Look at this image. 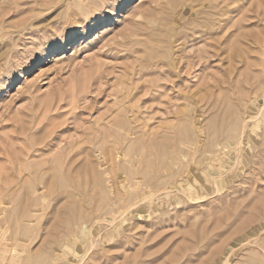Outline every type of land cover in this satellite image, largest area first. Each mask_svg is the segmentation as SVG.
<instances>
[{
  "label": "rangeland",
  "instance_id": "obj_1",
  "mask_svg": "<svg viewBox=\"0 0 264 264\" xmlns=\"http://www.w3.org/2000/svg\"><path fill=\"white\" fill-rule=\"evenodd\" d=\"M255 2L0 0V264H264Z\"/></svg>",
  "mask_w": 264,
  "mask_h": 264
},
{
  "label": "bare ground",
  "instance_id": "obj_2",
  "mask_svg": "<svg viewBox=\"0 0 264 264\" xmlns=\"http://www.w3.org/2000/svg\"><path fill=\"white\" fill-rule=\"evenodd\" d=\"M125 1H128V0H124V2H125ZM203 1H206L207 3H211V2H212V0H203ZM214 1H216V0H214ZM223 1H225V0H222V2H223ZM229 1H232V0H229ZM236 2H237V1H236ZM261 2H262V0H257V2H255V3H256L257 5H258V4L261 5V4H262ZM199 3H200V2H199ZM219 3H221V2H219ZM228 3H230V2H228ZM255 3H254V4H255ZM171 5H172V4H171ZM199 5H200V4H199ZM199 5H198V6H199ZM196 6H197V5H196ZM255 6H256V5H255ZM194 7H195V6H193V8H194ZM217 7H218V6H217ZM256 7H257V6H256ZM259 7H260V6H259ZM215 8H216V7H215ZM236 9H237V8H236ZM168 10H169V9H168ZM239 11H240V10H239ZM237 12H238V11H237ZM190 14H192V13H190ZM217 14H219V13H217ZM220 15H221V14H220ZM224 19H225V18H224ZM216 20H217V19H216ZM218 21H221V20H218ZM164 23H165V22H164ZM166 24H167V22H166ZM215 24H217V23H215ZM220 24H221V23H220ZM209 25H210V24H209ZM236 25H237V22H236ZM240 26H241V25H240ZM219 27H220V26H219V23H218V27H217V28H219ZM187 28H188V27H187ZM85 29H86V28H85ZM238 29H240V28H238ZM176 31H177V30H176ZM231 31H234V30H231ZM231 31H230V32H231ZM182 32H183V31H182ZM194 32H196V31H194ZM197 32H198V31H197ZM219 32H221V31H219ZM219 32H217V33H219ZM205 33H206V32H205ZM217 33H216V35H217ZM244 33H245V32H244ZM244 33H243V34H244ZM245 34H246V33H245ZM158 35H159V34H158ZM173 35H174V34H173ZM202 35H203V34H202ZM202 35H200V36H202ZM206 35H207V34H206ZM212 35H213V34H212ZM214 35H215V34H214ZM216 35H215V36H216ZM218 35H219V34H218ZM147 36H148V35H147ZM182 36H183V35H182ZM203 36H205V35H203ZM220 36H221V35H220ZM190 37H191V36H190ZM195 37H196V36H195ZM242 37H243V36H242ZM196 38L198 39V37H196ZM178 39H179V38H178ZM199 39H200V38H199ZM207 39H208V38H207ZM243 39H244V38H242V40H243ZM74 40H75V39H74ZM80 40H81V39H80ZM232 40H233V39H232ZM242 43H243V42H242ZM228 44H229V43H228ZM233 44H235V43H233ZM145 46H146V45H145ZM230 46H231V45H229V48H230ZM240 46H241V45H240ZM155 47H156V46H155ZM233 47H234V45H233ZM241 47H242V46H241ZM241 47H240V48H241ZM249 47H250V45H249ZM249 47H248V48H249ZM242 49H243V48H242ZM141 50H142V49H141ZM230 50H232V49H230ZM236 50H237V48H236ZM240 50H241V49H240ZM229 52H230V51H229ZM231 52H232V51H231ZM231 52H230V53H231ZM235 52H236V51H235ZM243 52H244V51H243ZM244 53H245V52H244ZM245 54H246V53H245ZM234 56H235V54H231V55H230L231 58H233ZM230 57H229V58H230ZM228 61H229V60H228ZM232 61H233V60H232ZM232 61H231V62H232ZM235 61H236V60H235ZM115 133H116V132H115ZM125 133H126V132H125ZM112 134H113V133H112ZM121 134H122V133H121ZM121 138H122V135H121L119 138L117 137V139H121ZM114 141H115V140H114ZM86 147H87V146H86ZM69 149H70V148H69ZM82 149H83V147H82ZM98 150H99V149H98ZM76 151H77V150H76ZM83 152H84V151H83ZM75 154H76V153H75ZM72 156H73V155H72ZM108 159H109V158H108ZM80 162H81V161H80ZM63 165H64V164H63ZM74 165H75V164H74ZM131 169H132V168H131ZM125 173H126V172H125ZM128 173H129V172H128ZM187 173H188V172H187ZM115 174H116V173H115ZM123 175H124V174H123ZM114 177H115V176H114ZM85 179H86V178H85ZM149 185H150V184H149ZM147 188H149V187H147ZM118 193H119V192H118ZM138 196H139V194H138ZM150 196H151V195H150ZM148 197H149V196H148ZM132 198H133V197H132ZM145 199H146V198H145ZM142 200H144V199H142ZM135 202H136V201H135ZM137 203H138V202H137ZM130 204H132V203H130ZM126 211H127V210H126Z\"/></svg>",
  "mask_w": 264,
  "mask_h": 264
}]
</instances>
